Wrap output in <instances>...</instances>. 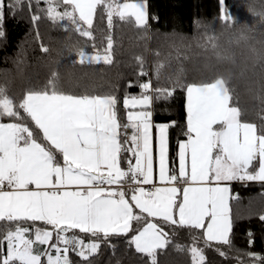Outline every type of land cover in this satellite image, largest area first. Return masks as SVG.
Returning <instances> with one entry per match:
<instances>
[{
	"label": "snow or ice",
	"instance_id": "6c2138e0",
	"mask_svg": "<svg viewBox=\"0 0 264 264\" xmlns=\"http://www.w3.org/2000/svg\"><path fill=\"white\" fill-rule=\"evenodd\" d=\"M219 4V20L230 29L237 18L226 0ZM25 7L33 24L45 18L91 41L92 51L80 48L73 64H114V18L150 31L146 0H0V39L6 10L14 18ZM253 11L264 25V5ZM98 15H106L110 30L101 47L93 31ZM200 47L217 63L232 59L215 34ZM252 52L254 64L264 67V47ZM172 59L180 67L162 86L161 72ZM135 60L139 70L126 89L139 91L122 98L115 89L66 90L58 67L19 98L0 86V264H93L101 248L114 249L111 239L121 236L145 264H158L169 246L187 253L189 264H207L209 249L236 264H246L244 257L247 264H264V255L235 246L231 203L237 199L232 182L264 186V115L259 124L246 120L231 79L222 74L189 82L179 49L151 73L143 56ZM177 91L185 95L184 138L172 158L169 133L177 122L157 123L154 114L155 105ZM180 231L188 243L177 241Z\"/></svg>",
	"mask_w": 264,
	"mask_h": 264
},
{
	"label": "trees",
	"instance_id": "16d2710c",
	"mask_svg": "<svg viewBox=\"0 0 264 264\" xmlns=\"http://www.w3.org/2000/svg\"><path fill=\"white\" fill-rule=\"evenodd\" d=\"M150 31L145 35L133 26L116 21L111 34L114 40L115 62L107 65H80L77 51L86 48L91 52V41L69 32L42 18L33 24L27 7L18 11L15 17L6 10L4 31L0 39V86H6L11 95L19 98L29 87H40L53 68H59L62 83L66 90L76 92H107L115 89L122 98L126 91L137 93L138 88L126 89L127 83L136 79L139 66L136 56H143L149 73L158 61L168 64L169 53L173 57L180 50L181 63L189 82L208 80L222 74L231 79L235 87L239 105L249 122L260 123L264 115V67L254 64L252 49L264 47V25L255 22L254 9L259 10L264 0H226V6L237 18L230 29L222 26L219 20V0H147ZM43 6V5H42ZM249 26H251L249 28ZM37 31L39 38L37 37ZM94 35L98 47L106 44L109 34L106 15H98L94 21ZM241 32L244 38H241ZM215 34L218 42L232 59L217 63L211 52L200 45L208 35ZM41 43L49 48L41 51ZM159 51L160 56L154 55ZM186 56L187 59H183ZM214 65V67L210 66ZM180 67L175 59L171 66L161 72L160 84L166 86L167 78ZM121 118L124 112L121 107ZM154 120L167 122L174 120L176 127L170 129V156H176L177 139H183L185 122V95L177 91L166 104H156ZM233 196V242L239 249L250 250L264 255V186L258 182L232 183ZM252 246L249 249V236ZM126 237L111 239L114 249L103 246L93 258V264H145V258L129 247ZM177 241L188 243L185 231H180ZM230 255L235 256L236 253ZM207 264H236L234 259L224 260L215 251L206 250ZM73 260L78 258L72 255ZM247 264V257H244ZM158 264H189L187 253L178 252L173 246L161 250Z\"/></svg>",
	"mask_w": 264,
	"mask_h": 264
},
{
	"label": "crops",
	"instance_id": "0c3cea01",
	"mask_svg": "<svg viewBox=\"0 0 264 264\" xmlns=\"http://www.w3.org/2000/svg\"><path fill=\"white\" fill-rule=\"evenodd\" d=\"M148 2V1H147ZM148 4V3H147ZM148 12H149V10H148ZM155 121V120H154ZM155 122H157V121H155ZM157 123H159V122H157ZM178 163V162H177ZM232 183H234V182H232ZM232 183H231V191H232ZM232 195H233V192H232Z\"/></svg>",
	"mask_w": 264,
	"mask_h": 264
},
{
	"label": "rangeland",
	"instance_id": "374dc122",
	"mask_svg": "<svg viewBox=\"0 0 264 264\" xmlns=\"http://www.w3.org/2000/svg\"><path fill=\"white\" fill-rule=\"evenodd\" d=\"M146 2H147V0H146ZM148 3V2H147ZM147 8H148V4H147Z\"/></svg>",
	"mask_w": 264,
	"mask_h": 264
}]
</instances>
